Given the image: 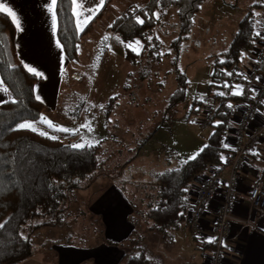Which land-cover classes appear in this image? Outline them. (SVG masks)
<instances>
[{
	"label": "rangeland",
	"instance_id": "obj_1",
	"mask_svg": "<svg viewBox=\"0 0 264 264\" xmlns=\"http://www.w3.org/2000/svg\"><path fill=\"white\" fill-rule=\"evenodd\" d=\"M148 1L121 0L123 9L119 5L118 10L125 9L123 16L127 17V11H136L137 5L144 7ZM260 1L208 0L204 4L190 38L182 44L177 63L189 81L186 95L182 102L171 108L169 101L176 89V79L175 74H167L171 69L169 60L164 58L162 62L152 64L126 58L129 45L130 49H136V53L141 52L143 45L141 41L139 45L142 47L136 44L137 41L126 45L119 35L107 29L119 15L112 14L114 3L104 14V20L90 32L91 35L85 40L82 37V61L76 62L64 79L63 101L68 106L60 104L55 112L45 106L44 111V116L55 124L79 131L65 133L43 124L39 127L70 145H99V160L107 168L89 189L80 190L72 196L69 214L64 217L61 214L60 218L37 233L36 256L43 257L45 264H51L55 256L54 246L66 244V239L93 252L99 246L107 245L115 250V264H125L120 262L121 247L108 243L113 237L108 236L103 214L93 206L96 201L94 196L108 188H125L127 194L135 199L134 202L140 204L145 193L137 184L155 181L159 174L179 167L204 148L214 128L212 125L201 126L199 119L217 94L223 92L217 86L209 87L213 72L212 56L228 48L246 14L253 12L262 21L264 14H259L260 10L254 5ZM167 16L168 21L163 26L165 33L158 30L157 34L165 44L163 52H171L174 56L170 46L172 37L168 33L177 23L176 9H170ZM105 35H109L110 39L102 43ZM16 57L17 52L12 57L14 64H17ZM75 70L78 72L72 74ZM195 100L201 103L196 104L197 112H192ZM84 124L90 127H81ZM131 219L138 220V214H132ZM174 237L175 242L171 243L157 233L149 234L147 255L153 264L179 261L183 257L176 250L180 246L179 238L188 241L193 248L191 230L186 225L177 230ZM192 250L193 254L199 252ZM28 259L24 260L28 261L27 264H37V261ZM85 261L83 264H95V257L88 255Z\"/></svg>",
	"mask_w": 264,
	"mask_h": 264
},
{
	"label": "trees",
	"instance_id": "obj_2",
	"mask_svg": "<svg viewBox=\"0 0 264 264\" xmlns=\"http://www.w3.org/2000/svg\"><path fill=\"white\" fill-rule=\"evenodd\" d=\"M207 1L149 0L144 7L136 8V16L144 20L143 24L136 21V16H123L112 26L126 45L135 41H141L143 45L140 53L127 47L128 60L135 62L140 59L152 64L162 62L164 58L169 60L171 69L167 73L175 74L176 79L170 108L185 98L189 81L177 63L182 44L190 38L197 15ZM254 5L260 10L264 8V0ZM172 8L176 9L177 23L168 34L172 37L170 46L174 56L171 52H163L165 44L157 34L158 30L161 33L164 31L167 14ZM56 10L58 37L65 54L70 61H78L82 37L94 30L103 18L105 8L83 31L77 27L72 0H58ZM157 12L160 13L159 19L152 15ZM259 18L253 12L246 14L228 48L212 56L213 72L209 87L217 86L225 95L217 94L218 103L211 124L214 131L208 138L207 147L195 159L159 174L155 181L137 184L145 193L140 204H136L135 199L123 189L131 207L129 219L133 229L120 242L108 240L109 244L121 247V263L153 264L147 255L149 234L157 233L162 239L173 241L175 232L189 225L192 185L210 166L222 164L223 139L232 122L234 105L239 101L224 89L223 81L226 73L242 62L241 56L244 58L251 52L259 39ZM16 35L11 17L0 12V75L10 92L7 102L0 104V154L6 160L14 158L15 162L4 165V168L7 173L15 169L17 185L8 194L0 195V222L8 221L6 227L0 230V264H21L34 256L37 252V233L60 218L61 214L63 217L69 214L72 196L80 190L89 189L107 168L99 160V145L73 149L60 139H51L30 130H15L19 122L38 120L45 111L44 103L36 99L34 91L41 78L29 73L22 63H12ZM200 103L195 100L192 112H197L196 104ZM135 213L138 220L131 219ZM66 243L73 244L71 239H66Z\"/></svg>",
	"mask_w": 264,
	"mask_h": 264
},
{
	"label": "crops",
	"instance_id": "obj_3",
	"mask_svg": "<svg viewBox=\"0 0 264 264\" xmlns=\"http://www.w3.org/2000/svg\"><path fill=\"white\" fill-rule=\"evenodd\" d=\"M80 2L81 0H77V4ZM120 2L121 0L118 2L117 0H105L103 7L100 8V11L95 17L104 8L103 14L109 12L110 6L113 3L115 6L112 14H119L115 19L117 20L123 17L125 9L118 10ZM0 3H3L4 6L15 12L20 20V29H17L14 24L17 30L15 39L17 52L16 62L22 63L24 67L25 65L35 67L38 71L43 73V78L35 84V95L40 96L39 100L44 103L47 110L51 112H55L61 105L68 106V103L65 104L63 101L62 89L64 88V79L65 76L67 77L68 70L74 66L76 62L81 63L82 54L80 55L79 61H70L65 54L63 46H57L56 41L59 40L58 27L54 32L51 13L48 10L50 0H0ZM77 4L73 3L74 13L83 11L84 16L88 15L84 9L95 6L94 0H88V2L83 5V9L78 8ZM120 6L119 8H122V6ZM56 8L55 11L57 14ZM136 8L137 7H135V9ZM259 14H264V8H260ZM103 20L104 16L98 23ZM115 23L116 21L111 24V27H107L111 33H116L112 29ZM86 27H84V29ZM90 35L91 33L87 36L84 35L83 40ZM76 71L77 70L73 71L72 74ZM71 79L73 80L72 77ZM3 87H6V85L0 75V88ZM9 98V90L7 93L0 91V104L4 103V101H7ZM261 156L262 157L250 156L242 171L241 182L237 190L238 199L234 206V218L231 226V235L228 240V253L226 255L225 264H264V212L252 209L248 200L251 186L258 178H264V143L261 144ZM228 174L229 170L226 169V177ZM202 176H205V174L199 176L193 184H197V181L200 180L199 178ZM94 197H96V201L93 206H95L98 213L103 214L104 222L107 225L108 236L113 237L112 241L114 242H120L122 239L126 238L133 229L131 222H129L131 207L126 193L123 192V190H112L108 188L102 194ZM221 199V196L217 197L211 205V211L205 216L204 228L206 231H211L210 223L214 218V212L219 207ZM186 226L190 228L188 224ZM175 239L176 238H174L171 243L175 242ZM178 240L180 246L176 247V250L181 252L183 257L179 259V261L173 260L176 261V263L171 262L170 264H209L213 246H206L205 248L196 247L195 239L193 238V248H191L192 245H190L188 241L184 242V240L180 238ZM54 249L53 253H55V256L52 258L51 264H83L86 262L85 259L88 255L95 257V264H115L117 260L114 254L115 252H113L115 250L107 245L99 246L97 248L98 250H95V252L70 243L57 244L54 246ZM192 249L199 252L193 254L194 252L192 253ZM188 251L189 254H187ZM100 252L103 253L101 254ZM36 255L37 253L30 257V259L37 261V264H45L43 257H37ZM54 258H56L55 261ZM23 263L27 264L28 261L26 260L21 264Z\"/></svg>",
	"mask_w": 264,
	"mask_h": 264
},
{
	"label": "built area",
	"instance_id": "obj_4",
	"mask_svg": "<svg viewBox=\"0 0 264 264\" xmlns=\"http://www.w3.org/2000/svg\"><path fill=\"white\" fill-rule=\"evenodd\" d=\"M127 16H136V11H127ZM259 39L242 62L233 67L223 81L229 85H241L242 94L233 95V88L224 87L230 95L239 99L234 105L232 122L223 139V162L208 168L202 180L190 190L188 223L192 236L199 248L213 246L209 264H225L228 240L234 218V206L238 199L237 190L241 174L250 156H261L264 143V17L259 22ZM218 99L215 98L205 114L199 119L201 126H210L214 120ZM230 142H233L231 144ZM228 145L229 147H224ZM229 170L226 177L225 170ZM221 196L219 207L214 212L210 230L204 228L205 216L211 211L212 203ZM252 209L264 212V178H258L248 194ZM209 238L212 239L209 242Z\"/></svg>",
	"mask_w": 264,
	"mask_h": 264
},
{
	"label": "snow or ice",
	"instance_id": "obj_5",
	"mask_svg": "<svg viewBox=\"0 0 264 264\" xmlns=\"http://www.w3.org/2000/svg\"><path fill=\"white\" fill-rule=\"evenodd\" d=\"M87 2H88V0H81V2L77 4V0H73V3L77 4V7L81 8V9H83V5ZM104 3H105V0H94V4H95L94 7H88L87 9H84V11H86L88 13L87 16L83 15V11L74 13V15L77 18V27L79 28L80 31H83L84 27H86L88 25V23L95 17V15L100 11V8L103 7ZM56 4H57V0H50V6L48 8L49 12L51 13L52 28H53L54 32L57 30V27H58L57 14L55 11ZM139 7L140 6L137 5V8H139ZM0 12L7 13L12 18V21L16 25L17 29H20V27H21L20 20L17 17V15L15 14V12H13L11 9L4 6L3 3H0ZM145 15H147V13H145ZM152 15L155 16L156 19H159V17H160V13H158V12L152 13ZM136 21L140 24L144 23V20L141 19L140 16H136ZM109 27H111V25H109ZM257 36H260L259 32L257 33ZM109 39H110L109 35H105L102 39V43L108 41ZM116 39H119V38L117 37ZM56 43H57L58 47H62L59 40H57ZM136 44L139 45V41H137ZM139 46L142 47V45H139ZM129 47H131V45H129ZM132 50L136 51L135 48H133ZM241 59H243V55L241 56ZM221 63H223V61H221ZM25 68L29 73L34 74L36 77L43 78V73L38 71L35 67L25 65ZM226 74L231 76L233 73L229 72ZM224 87H227V88L235 87V89H237L238 91H232L231 94H233V95L242 94V86L241 85L232 86V85H229L227 82H225ZM0 91L7 93L8 88H6V87L0 88ZM218 94L219 95H225V93H223V92H220ZM36 99L39 100L40 96L37 95ZM4 102H7V101H4ZM12 102H15V101H12ZM101 107H103V106L101 105ZM229 107H231V105H229ZM216 123H220V122H216ZM40 124L46 125L47 128L53 129L54 131H58V132L67 133V132H78L79 131V129H69V128L57 125L54 122H52L50 119L45 117L43 114H41L39 116L38 122L36 120H24L23 122H19L16 125L15 130H17V131L18 130H30L32 132L38 133L39 135L47 136L51 139H58V137H56L55 135H51L49 132L41 129L39 127ZM81 127H90V126L88 124H84V125H81ZM85 146H86L85 143H76V144H72L70 147H72L73 149H81V148H84ZM88 146H91V145H88ZM204 147H207V146L205 145ZM224 147H229V146L224 145ZM200 151H203V148L200 149ZM197 155H199V152L190 156L189 159H195ZM14 162H15L14 158L12 160H6L4 155L0 154V195L8 194V192H10L14 187L17 186L16 185V179H15V177H16L15 169H13L11 173H7L5 171V168H4V165H11ZM6 176H8L9 179H5ZM185 191H186V189H185ZM7 223H8L7 220L0 222V230L4 229L7 225ZM212 239H214V238H209V242H211Z\"/></svg>",
	"mask_w": 264,
	"mask_h": 264
}]
</instances>
